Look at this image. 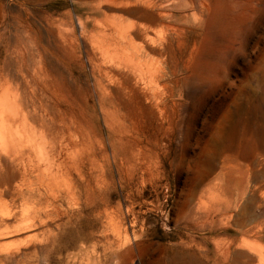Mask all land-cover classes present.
I'll return each mask as SVG.
<instances>
[{
    "label": "rangeland",
    "instance_id": "obj_1",
    "mask_svg": "<svg viewBox=\"0 0 264 264\" xmlns=\"http://www.w3.org/2000/svg\"><path fill=\"white\" fill-rule=\"evenodd\" d=\"M130 4L0 0V90L31 85L41 65L74 105L88 101L112 152L109 212L98 193L67 213L17 200L0 212V264H264V0ZM117 20L137 43L140 30L155 38L162 118L152 98L102 110L91 60Z\"/></svg>",
    "mask_w": 264,
    "mask_h": 264
},
{
    "label": "bare ground",
    "instance_id": "obj_2",
    "mask_svg": "<svg viewBox=\"0 0 264 264\" xmlns=\"http://www.w3.org/2000/svg\"><path fill=\"white\" fill-rule=\"evenodd\" d=\"M120 1L121 5L130 4V0ZM112 24H99L95 37L98 52L93 51L95 57L91 60L98 75L96 86L102 110L110 108L113 99L128 106L131 101L142 103L152 98L161 117L166 109L161 104L169 88L164 84V70L152 58L158 54L155 38L140 30L135 34L140 40L137 43L130 34L134 27L127 28L118 20ZM93 115L95 111L87 100L80 106L64 97L41 65L32 68L31 85H9L0 90L2 214L17 208V200L28 210L67 213L83 208L96 193L101 202L95 208L109 212L101 196L111 182L100 170L104 161L111 163L112 152L93 135ZM258 258L261 263L264 261L262 253Z\"/></svg>",
    "mask_w": 264,
    "mask_h": 264
}]
</instances>
